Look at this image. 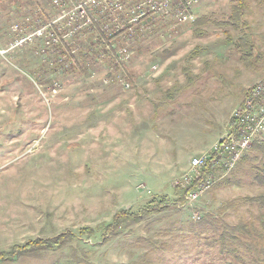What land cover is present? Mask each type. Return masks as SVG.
<instances>
[{"label":"rangeland","instance_id":"obj_1","mask_svg":"<svg viewBox=\"0 0 264 264\" xmlns=\"http://www.w3.org/2000/svg\"><path fill=\"white\" fill-rule=\"evenodd\" d=\"M32 7L0 0V264H223L217 234L242 227L257 254L264 133L231 169L214 170L213 152L264 80V0H202L175 30L158 19L117 39L126 61L71 42V54L16 45ZM211 155L214 185L188 204L178 183ZM152 206L106 229L120 210ZM37 240L51 246L12 253Z\"/></svg>","mask_w":264,"mask_h":264},{"label":"built area","instance_id":"obj_2","mask_svg":"<svg viewBox=\"0 0 264 264\" xmlns=\"http://www.w3.org/2000/svg\"><path fill=\"white\" fill-rule=\"evenodd\" d=\"M202 0H50L57 15L48 18L41 0H29L32 4L29 14L14 29L22 36L16 45L35 43L37 54H71L67 44L76 43L88 54H120L121 59L130 58L127 44L116 46L119 37L130 41L158 19L171 25L197 20V9ZM32 32L27 33L29 28ZM85 44H78L77 41ZM131 42V41H130ZM70 43V44H71ZM61 57V65H67ZM128 88L129 82L121 80ZM246 98L233 115L231 131L214 148V155L195 157L191 171L178 183L185 191L188 204H193L214 185L215 178L208 171V160L217 161L213 168L223 166L231 169L253 142L264 133V80L249 88ZM197 218L201 214H196Z\"/></svg>","mask_w":264,"mask_h":264},{"label":"trees","instance_id":"obj_3","mask_svg":"<svg viewBox=\"0 0 264 264\" xmlns=\"http://www.w3.org/2000/svg\"><path fill=\"white\" fill-rule=\"evenodd\" d=\"M262 144L264 146V140ZM261 177L264 182V167L261 172ZM163 199L165 200V198ZM164 200L162 199L159 200L157 205H162L164 203ZM260 200L262 204H264V195L261 196ZM155 202H156V199L152 201V203H155ZM152 207L145 208L139 213H135L130 210H120L115 215L112 223H110L106 227V229L109 232H113L119 229L122 226V224L127 220H130V221L139 220L141 215H143L144 213L149 214L151 213V211L154 212L155 211L154 209H157V206H154L153 208ZM69 236L70 238H72L71 233ZM65 238H66L65 235L61 236L59 239L55 240V243L60 244L61 242L66 241ZM215 240L218 241L220 245L219 246L220 254L223 255L222 256L223 258L225 257L227 259L225 262H223V264H264V247L257 250L258 251L257 254L256 253L253 254L255 246L252 240H250V238L248 237V235L246 236V230L243 227L236 229V232L224 231L222 233H219L217 234V237L215 238ZM46 242L47 244L51 246L49 241L44 242V241L37 240V241L27 244L26 246L25 245L15 246L13 248L12 253L16 254L20 250L22 251L25 250V248L29 250L45 249V247H48V245L45 244Z\"/></svg>","mask_w":264,"mask_h":264}]
</instances>
